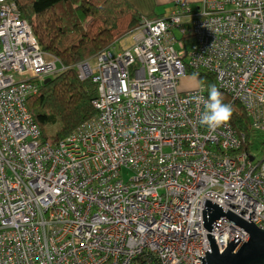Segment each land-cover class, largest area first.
<instances>
[{"label":"built area","instance_id":"2783aa9c","mask_svg":"<svg viewBox=\"0 0 264 264\" xmlns=\"http://www.w3.org/2000/svg\"><path fill=\"white\" fill-rule=\"evenodd\" d=\"M201 3L142 17L126 35L133 46L78 64L97 85V113L52 143L27 102L65 68L16 3L0 0V264H201L212 253L206 200L264 229L255 143L243 150L247 138L230 123L200 124L194 98H207L206 84L180 91L182 79L212 76L264 137V0ZM210 235L220 252L227 237L249 238L225 217Z\"/></svg>","mask_w":264,"mask_h":264},{"label":"trees","instance_id":"16d2710c","mask_svg":"<svg viewBox=\"0 0 264 264\" xmlns=\"http://www.w3.org/2000/svg\"><path fill=\"white\" fill-rule=\"evenodd\" d=\"M12 1L21 17L32 25L42 51L55 57L58 65L65 68L27 102L41 138L52 143L74 134L97 113L93 106L98 96L97 85L91 78L80 79L76 66L106 49L116 48L140 24L142 17L164 18L155 13L146 15L142 5H136L140 0ZM189 37L191 34L182 39ZM199 82L216 86L214 78L206 73H201ZM222 95L227 103L228 97ZM231 107L233 115L229 123L238 133L245 134L247 144L243 150H246L255 143L251 120L239 103ZM261 142L264 146V139Z\"/></svg>","mask_w":264,"mask_h":264},{"label":"water","instance_id":"95a60500","mask_svg":"<svg viewBox=\"0 0 264 264\" xmlns=\"http://www.w3.org/2000/svg\"><path fill=\"white\" fill-rule=\"evenodd\" d=\"M51 79H46L44 84H48ZM203 211L204 227L209 231L207 234L212 253L205 251L206 257H199L201 264H264V229L257 227L251 220V223L243 220L231 211L224 213L222 206L206 200ZM228 219L235 225L245 230L249 238L245 243L239 237H235L229 244L227 237V248L220 252L215 237L210 232L215 226L219 227L223 218Z\"/></svg>","mask_w":264,"mask_h":264},{"label":"rangeland","instance_id":"374dc122","mask_svg":"<svg viewBox=\"0 0 264 264\" xmlns=\"http://www.w3.org/2000/svg\"><path fill=\"white\" fill-rule=\"evenodd\" d=\"M143 12L147 15L151 13H155L156 15H162L163 17L170 16L175 10H177L176 3L178 0H140ZM138 1V2H140ZM183 4H187L191 9L197 10L201 7V0H180ZM179 2V1H178ZM177 37L182 38L181 34L176 31ZM193 37L187 39V46H191L193 44ZM135 43L134 36L129 35L122 39L117 45L116 49L119 48H127L133 46ZM96 59H91V64H96ZM197 86V80L193 79V77H188L186 79H182L180 82V91L185 92L191 90ZM55 130V129H52ZM262 135L257 134L255 138V146L251 149V154L256 157L257 161L264 160V147L261 145Z\"/></svg>","mask_w":264,"mask_h":264},{"label":"clouds","instance_id":"9594fccd","mask_svg":"<svg viewBox=\"0 0 264 264\" xmlns=\"http://www.w3.org/2000/svg\"><path fill=\"white\" fill-rule=\"evenodd\" d=\"M193 79L196 77L194 76ZM194 99L198 107L203 106L199 122L209 132H215L217 129L227 126L231 121L232 107L224 103L223 95L215 85L208 86L207 98L196 96Z\"/></svg>","mask_w":264,"mask_h":264},{"label":"crops","instance_id":"0c3cea01","mask_svg":"<svg viewBox=\"0 0 264 264\" xmlns=\"http://www.w3.org/2000/svg\"><path fill=\"white\" fill-rule=\"evenodd\" d=\"M178 1H180V0H178ZM178 1H177V2H178ZM137 4L141 7V5H140V4H141V1H140V2H136V5H137ZM176 5H178V4L176 3ZM146 15H147V14H146ZM198 84H199V81L197 80V86H198ZM197 86H196V87H197ZM196 87H195V88H196ZM193 89H194V88H193Z\"/></svg>","mask_w":264,"mask_h":264}]
</instances>
